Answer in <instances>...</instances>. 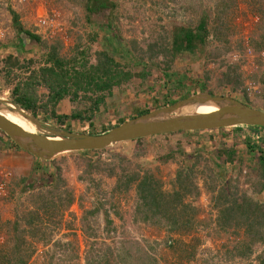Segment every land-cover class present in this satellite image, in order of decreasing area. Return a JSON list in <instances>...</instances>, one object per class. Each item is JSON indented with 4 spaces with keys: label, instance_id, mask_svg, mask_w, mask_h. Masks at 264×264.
<instances>
[{
    "label": "rangeland",
    "instance_id": "374dc122",
    "mask_svg": "<svg viewBox=\"0 0 264 264\" xmlns=\"http://www.w3.org/2000/svg\"><path fill=\"white\" fill-rule=\"evenodd\" d=\"M110 1L115 6L109 11L104 9L98 13L101 16H97L99 22H102L103 27L106 26L105 29L117 30L124 49L131 47L135 54L140 53L144 58L150 56L148 44L163 39L168 41L173 32L196 28L198 19L206 14L209 31L207 37L202 44L199 40L193 42L196 48L193 55L183 51L170 62L175 75L171 76L166 86L172 88L178 77L187 76L185 81L192 84L188 88L190 94L186 96L189 97L193 92H200L199 83L208 74L206 86L215 95L245 98L249 105L258 108L264 106V84L260 82V74L264 70V0ZM10 10L17 13L25 29L38 34L42 32L36 26L39 15L44 14L54 24L58 23L60 29H54L58 34L45 40L49 44L54 38H59L63 43L61 53L64 55L70 54L78 36L90 45L91 52L106 45L104 28L96 24L93 17H90L91 24L87 23L86 11L80 0H0V59L12 52V46H17L18 51L23 50L16 40ZM215 30L216 33L220 32L221 37H215ZM93 32L97 34L94 40L89 38ZM31 47V52L17 53L18 58L21 62L32 58L31 67L37 68L43 64L40 50L37 45ZM25 48L29 49L28 46ZM247 48L253 56L243 57ZM155 59L163 66L162 56L158 55ZM89 60L94 61L93 53ZM2 64L0 62V68ZM228 65L237 66L241 76L235 90L230 88V84H218L220 80L223 81L222 72ZM133 68L138 69L137 66ZM153 84L149 77L143 81L133 77L115 89L116 98L113 102L116 106L108 112H102L101 118L93 122V127L89 128L87 123L77 127L73 123L71 129L96 133L100 131V124L109 120L113 122L120 111L130 115L138 107H164L162 100L154 103L151 99L157 91L159 98L164 97L161 84ZM151 85L153 89L149 90ZM178 92L168 93L171 98H175ZM0 100V110L18 119L24 128L28 129L30 124L39 132L48 134L52 130H66V123L60 125L53 118H48L49 115L45 119L40 111L35 117L28 110L13 104L9 90L1 81ZM194 103H187L186 106ZM67 107L61 104L57 108L62 111L68 110ZM182 109L180 106L175 112ZM9 110L19 114L23 120L13 116ZM230 130L232 127L218 132L192 130L186 133H167L143 137L137 141L119 142L96 151H67L47 160L34 159L25 151L24 158H20L15 152L21 148L11 145L12 149H4L0 146V183L4 186L0 192V243L11 235L10 230L2 226L3 223L13 222L16 217L36 208L39 203L38 194L46 195L51 191L53 194L50 195L55 197L57 193L61 192V196H65L63 192L70 191L74 196L70 205L60 208V212L50 217L42 216L38 223L35 221L38 229L35 237H30L27 232L24 234L31 248L27 264H258L264 258V227L261 230L257 226L250 227V223L246 225V221H240L238 213L227 226H221L218 219L220 184L226 185L227 190L237 197V201L245 195L264 202V190L257 191L258 182L264 181V174L263 179L259 177L256 162L245 154L247 147L242 142L244 136L256 139L255 133L237 130L235 142L240 151L238 158L233 163L215 162L213 148L220 147L221 140L231 141L232 137L228 134ZM0 134L10 143L11 140L1 130ZM177 144L190 152L193 148L199 150L201 159L192 169V183L187 186L190 191L183 199V203L188 202L194 208L191 211L192 217L189 222L179 220L176 225H172L167 218L159 219L160 213L151 215L142 206L135 185L144 173H149L161 182L166 192L176 188L177 170L193 163V159L187 160L176 152ZM172 151L174 158L165 160L164 156ZM14 162L21 163V166L27 165L26 175L29 179L34 170L39 174L52 173L53 176L45 185L24 190L17 183L16 170L8 168ZM88 162H91L90 166ZM108 168H113L112 175ZM133 171L139 176L131 181L127 190L121 191L124 175ZM96 206H99L96 213H87V210ZM105 211L111 221L109 224L105 221ZM39 213L42 215L41 210ZM147 214L146 219L142 218ZM179 214L177 208L176 216ZM23 226L24 223L20 221V227ZM257 228L260 229L259 233L255 231Z\"/></svg>",
    "mask_w": 264,
    "mask_h": 264
},
{
    "label": "trees",
    "instance_id": "16d2710c",
    "mask_svg": "<svg viewBox=\"0 0 264 264\" xmlns=\"http://www.w3.org/2000/svg\"><path fill=\"white\" fill-rule=\"evenodd\" d=\"M80 4L86 11L87 23L91 24V18L93 17L94 22L101 27H103L101 25L102 22H99L101 16L98 13L102 12L104 9L109 11L115 6V3L110 0H80ZM10 14L13 26L16 30V40L23 49L19 51L25 54L31 52V49H33L31 46L37 45L40 50L43 64H39L37 68L31 67L33 63L32 58L21 62L18 56L13 52H18L17 46H12V52H9L0 59V62L3 63L0 68V81L2 85L6 86V89L9 90L11 102L18 105V107L20 106L21 109H25V111L28 110L35 117L39 114L38 111H40L43 114L42 117L45 119L47 115H49L48 118H53L60 125L66 123L65 129L70 132L77 131L71 129L73 123H76L77 127L82 123H87V126L91 128L94 126L93 122L101 118L102 112H108L116 106L113 102V100H115L114 98H116L115 89L128 83L133 77L139 78L142 81L149 77L153 81V85L156 83L161 84L160 87H164L165 89H162L164 93L162 105L164 106L176 105V103L183 100V104L180 106L184 109L217 108L216 104L208 103L206 98H204L205 101H201L204 104L202 106H196V102L186 106V96L190 94L188 88L192 85L191 83L188 85V81H185L187 76L178 77L174 81V87L166 88L167 82L172 78L171 76L175 75L171 70L170 62L178 55H181L183 51L188 52L189 55H193V53L196 52L193 42L199 40V43L202 44L207 37L209 31L207 30L206 14L198 19L196 28H191L184 32H182V30L185 29H182L177 33L173 32L168 41L163 39V41H153L148 44L150 56L147 58H144L140 53L135 54L131 47L124 49L123 46H121L122 38L117 30L115 28H110L109 31L105 29L106 26L103 27V30L105 33L104 41L107 47L105 45L102 49L91 52L90 45L85 44L84 41L81 40V36H78L76 43L72 46L70 54L67 56L61 53L63 43L59 38H54L53 41L51 40L48 44L46 40L41 38L36 32L25 29L19 22L16 12L10 10ZM91 14L93 16H91ZM98 15L99 18H97ZM96 35L95 32H93L89 38L94 40L96 39ZM214 35L218 37L220 32L216 33L215 30ZM117 40H120V44ZM103 44L104 42H102V45ZM25 46H28L29 49H26ZM91 53L94 55L93 62L89 60ZM117 55L120 57V60ZM158 55L162 56L163 66L155 59ZM134 66H137L138 69L134 70ZM238 71L237 66H226L225 71L222 72L223 81L220 80L218 84H230V88L233 90L237 89L241 81V76H239ZM262 71L263 72L260 74V82L264 84V70ZM208 77V74L203 77L199 83V89L201 93H208L213 96L215 95L213 91L209 90L206 86V78ZM153 85L149 87V90L153 89ZM169 91H175L176 93L179 91L178 97L171 98L168 93ZM157 93L158 91L156 95L151 98L153 102L157 100ZM239 100L249 105V102L245 98ZM61 104L68 106V110L59 111L57 107ZM160 108L161 107L157 105L143 108L138 107L130 115H124L121 111H118L120 114L116 120L113 122L109 120L100 124L99 132H103L125 119L143 115ZM262 108L264 110V106ZM8 112L20 118V120H23V118L13 110H9ZM8 117L10 116L8 115ZM13 120L16 121V119ZM221 129L223 130L224 127L193 131L209 132L211 130H216L218 132ZM28 130L35 131L34 127L30 124ZM237 130H249L256 134V139L244 136L242 142L247 147L245 154L249 155V157L256 162L259 170V177L263 179L264 126H233L232 130L228 133L232 137L231 141L221 140V146L213 148L216 158L215 162L217 161L220 164L225 162L233 163L238 158V153H240V151L237 148V142H235V137L238 136L236 134ZM188 131L190 130L177 131L170 134L186 133ZM91 133H95V131H91ZM139 139L140 138L134 140L137 141ZM10 143L12 146L19 149L12 141H10ZM195 143L197 144L198 142ZM176 146V149H178L176 152L180 155L182 154L185 159H193V163L177 170L175 175L176 188L166 192L162 189L161 182L155 180L149 173H144L137 180L135 185L142 206H144L151 215L160 213V215H158L159 219L167 218L172 225H176L179 220L183 223L189 222L192 217L191 211H193L194 208L188 202L183 203V199L190 191L187 186L192 183V169L201 159V152L199 150L193 148L190 152L186 149H181L180 144ZM173 152L174 151L171 153L169 152L170 154H166L164 159L174 158L175 155ZM32 157H34V159H39L34 155H32ZM88 163V166H90L91 162ZM108 169L110 170V175H112L113 168ZM36 171L37 170H34L30 179L28 176H18L17 183L21 184L24 190H28L50 182V178L53 176L52 173L39 174V172ZM138 176L139 174L134 171L124 175V181L121 185L123 188L121 191L127 190L131 185V181H135ZM118 179H121V177H118ZM154 182H157V184ZM263 182V180L258 182V192L264 190ZM227 191L226 185L220 184L217 197V201H219L220 204L218 210L220 225L227 226L231 223L233 216L238 213L241 222L246 221V225L250 223V227L257 226L262 230L264 227V202L245 195L237 201V197H235L233 193ZM51 193L50 191L46 195L42 193L38 194L39 203L36 205V208L32 211H27V214L23 216L16 217L13 222L9 223L5 221L3 223L2 226L7 228L6 230L8 231L10 230L11 235L8 239H5L6 241L0 243V264H27L28 258L31 255V248L28 246L24 234L27 232L30 237H35L38 234L35 221L38 223L42 220V216L46 218V216L50 217L60 212L62 207L70 205L74 200V196L70 191L63 192L65 196H61L60 192L54 197L50 195ZM221 197L222 203L219 200ZM177 208H179V212L181 213L179 216H176ZM39 210L42 211V215L39 213ZM98 210L99 206H96L93 209L87 210V213L94 214ZM168 210H170L169 214ZM107 213L108 212L105 211V221L109 224L111 221L107 218ZM147 216L148 214L142 218L146 219ZM86 217L87 215L85 214L84 218ZM20 221L24 223L23 227H20ZM258 228L255 230L257 233H259L260 230ZM0 233L2 234V232ZM261 237L260 235V238ZM258 264H264V258H261Z\"/></svg>",
    "mask_w": 264,
    "mask_h": 264
},
{
    "label": "water",
    "instance_id": "95a60500",
    "mask_svg": "<svg viewBox=\"0 0 264 264\" xmlns=\"http://www.w3.org/2000/svg\"><path fill=\"white\" fill-rule=\"evenodd\" d=\"M216 104L207 112L176 113L183 100L149 113L131 117L99 133L51 131L46 138L31 135L0 114V130L19 148L40 159L77 150L102 149L119 142L184 130L212 129L237 125L264 126V110L227 95L194 93L186 104L201 102ZM0 102H2L0 100ZM34 118V117H33ZM35 119V118H34Z\"/></svg>",
    "mask_w": 264,
    "mask_h": 264
},
{
    "label": "built area",
    "instance_id": "2783aa9c",
    "mask_svg": "<svg viewBox=\"0 0 264 264\" xmlns=\"http://www.w3.org/2000/svg\"><path fill=\"white\" fill-rule=\"evenodd\" d=\"M39 23L36 25L37 27L41 28V31L39 34L41 38L50 40L51 38L54 37V35L58 34L57 32L54 31V29H60L58 23H53V20L44 14L39 15ZM246 52H244L243 57L247 56H253L252 52L250 49H246ZM236 55V54H235ZM4 190V186L2 183H0V192Z\"/></svg>",
    "mask_w": 264,
    "mask_h": 264
},
{
    "label": "crops",
    "instance_id": "0c3cea01",
    "mask_svg": "<svg viewBox=\"0 0 264 264\" xmlns=\"http://www.w3.org/2000/svg\"><path fill=\"white\" fill-rule=\"evenodd\" d=\"M14 53L16 52V51H13ZM20 51H18V52H16V56H18L19 57V55L17 54V53H19ZM189 83V82H188ZM166 88H168L167 86H166ZM161 89H163V90H165L164 89V87H161ZM170 92V91H169ZM160 100H162L161 98H159L158 97V95H157V100L156 101H154V103H158V102H160ZM153 101V100H152ZM163 103V102H162ZM251 106H253V107H255L254 105H251ZM258 108V107H257ZM165 134H167V133H165ZM169 134V133H168ZM158 135H163V134H158ZM153 136H157V135H153ZM148 137H151V136H148ZM0 143L3 145H0L1 147H3L4 149H12V147H11V145L12 144H10L9 142H7L6 141V138H3V136L0 134ZM22 152V153H21ZM23 152H24V150H16V152H15V154H16V156H18V157H20V158H24V154H23ZM17 158V157H16ZM5 160V159H4ZM11 160V159H10ZM10 160H8V161H10ZM11 162V161H10ZM4 164H6L5 162H4ZM10 164V163H9ZM17 165V166H16ZM10 170H16V172L18 173V176H21V175H24V176H27L26 175V171H27V165H25V166H21V163L20 164H18L17 162H14V164H11V165H9V167H8ZM8 170V169H7ZM27 174H28V171H27Z\"/></svg>",
    "mask_w": 264,
    "mask_h": 264
},
{
    "label": "bare ground",
    "instance_id": "6f19581e",
    "mask_svg": "<svg viewBox=\"0 0 264 264\" xmlns=\"http://www.w3.org/2000/svg\"><path fill=\"white\" fill-rule=\"evenodd\" d=\"M199 103H202L203 104V102H199ZM196 106H199V105L196 103ZM214 109H216V108H207V109H204V108H200V109H182V111H179L178 110V112H176V113H198V112H207V111H211V110H214ZM0 114L3 115L5 118H7L9 121H11L16 126H18L23 131H25V132H27V133H29L31 135L37 136L38 138H46L48 135H51L52 134V133L51 134H48V133L39 132L36 129H35V131H30L27 128H24L21 124H19L18 121H17L18 119H16V121H14L12 118H10V117L8 118L7 115L4 113V111L2 113L1 110H0Z\"/></svg>",
    "mask_w": 264,
    "mask_h": 264
},
{
    "label": "clouds",
    "instance_id": "9594fccd",
    "mask_svg": "<svg viewBox=\"0 0 264 264\" xmlns=\"http://www.w3.org/2000/svg\"><path fill=\"white\" fill-rule=\"evenodd\" d=\"M37 34H38V32H36ZM40 35V34H39ZM13 103V102H12ZM13 104H15V103H13ZM18 106V105H17ZM20 107V106H19ZM25 110V109H24ZM34 117V116H33ZM242 126H246V125H242ZM229 127H231V126H229ZM224 128H226V127H224ZM190 131H192V130H190ZM26 152V151H25Z\"/></svg>",
    "mask_w": 264,
    "mask_h": 264
},
{
    "label": "flooded vegetation",
    "instance_id": "af4514ba",
    "mask_svg": "<svg viewBox=\"0 0 264 264\" xmlns=\"http://www.w3.org/2000/svg\"><path fill=\"white\" fill-rule=\"evenodd\" d=\"M2 113H3V111H1ZM5 113V112H4ZM6 114V113H5ZM7 115V114H6ZM7 117H8V115H7ZM9 118V117H8ZM231 127H233V126H231Z\"/></svg>",
    "mask_w": 264,
    "mask_h": 264
}]
</instances>
